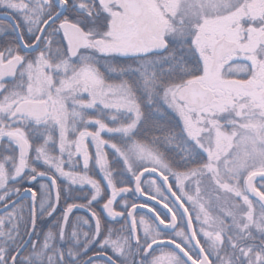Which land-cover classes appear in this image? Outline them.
I'll list each match as a JSON object with an SVG mask.
<instances>
[{"label": "snow or ice", "instance_id": "obj_1", "mask_svg": "<svg viewBox=\"0 0 264 264\" xmlns=\"http://www.w3.org/2000/svg\"><path fill=\"white\" fill-rule=\"evenodd\" d=\"M0 14V264H264V0Z\"/></svg>", "mask_w": 264, "mask_h": 264}, {"label": "flooded vegetation", "instance_id": "obj_2", "mask_svg": "<svg viewBox=\"0 0 264 264\" xmlns=\"http://www.w3.org/2000/svg\"><path fill=\"white\" fill-rule=\"evenodd\" d=\"M0 22H3V23H10V21L8 20L7 16L4 17V16H0ZM26 187V186H25ZM38 192V191H37ZM39 198V197H38ZM77 215H82V216H86L88 215L87 212L85 210H80L78 212H76Z\"/></svg>", "mask_w": 264, "mask_h": 264}, {"label": "trees", "instance_id": "obj_3", "mask_svg": "<svg viewBox=\"0 0 264 264\" xmlns=\"http://www.w3.org/2000/svg\"><path fill=\"white\" fill-rule=\"evenodd\" d=\"M26 185H24V187H25ZM23 204H24V206H25V209L27 208V205H28V202H29V200L28 199H24V200H22L21 201ZM27 202V203H26Z\"/></svg>", "mask_w": 264, "mask_h": 264}, {"label": "water", "instance_id": "obj_4", "mask_svg": "<svg viewBox=\"0 0 264 264\" xmlns=\"http://www.w3.org/2000/svg\"><path fill=\"white\" fill-rule=\"evenodd\" d=\"M0 16H4V17H6L5 15H3V14H0ZM145 175H147V174H145ZM143 179V178H142ZM30 185H28V186H26V187H29ZM25 198H27V197H25ZM24 198V199H25Z\"/></svg>", "mask_w": 264, "mask_h": 264}, {"label": "rangeland", "instance_id": "obj_5", "mask_svg": "<svg viewBox=\"0 0 264 264\" xmlns=\"http://www.w3.org/2000/svg\"><path fill=\"white\" fill-rule=\"evenodd\" d=\"M37 191L39 192V189L37 188ZM27 203V202H26ZM29 203V202H28ZM25 211H27V208L25 209Z\"/></svg>", "mask_w": 264, "mask_h": 264}]
</instances>
